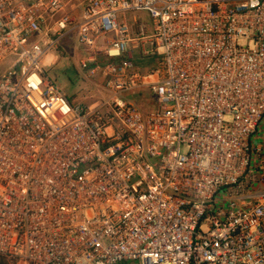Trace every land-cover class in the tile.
Here are the masks:
<instances>
[{"label":"built area","instance_id":"1","mask_svg":"<svg viewBox=\"0 0 264 264\" xmlns=\"http://www.w3.org/2000/svg\"><path fill=\"white\" fill-rule=\"evenodd\" d=\"M263 121L264 0H0V257L264 264Z\"/></svg>","mask_w":264,"mask_h":264},{"label":"rangeland","instance_id":"2","mask_svg":"<svg viewBox=\"0 0 264 264\" xmlns=\"http://www.w3.org/2000/svg\"><path fill=\"white\" fill-rule=\"evenodd\" d=\"M137 15L143 20H147L148 18L145 13H138ZM99 49L98 55L103 58L102 47H99ZM56 52L60 55V59H62L61 62L55 61L56 54H53L46 58L44 67L48 75L66 91L73 103L92 105L103 100L104 97L100 95V80L96 78H87L86 76L82 78L84 73H82V70L78 72L80 65H77L76 62L77 59H80L81 54L79 58L76 59L71 54L65 53L60 49ZM138 66L142 65L138 64ZM79 73H82V76ZM134 102L137 106L147 109L144 110L145 112L151 110L150 106L152 103L149 99L138 98L135 99ZM254 141L256 144H259V146H264V126L260 127V130H258V133L254 137ZM261 154L264 155V149ZM0 264H11V262L0 258Z\"/></svg>","mask_w":264,"mask_h":264},{"label":"crops","instance_id":"3","mask_svg":"<svg viewBox=\"0 0 264 264\" xmlns=\"http://www.w3.org/2000/svg\"><path fill=\"white\" fill-rule=\"evenodd\" d=\"M102 47V46H101ZM103 48V47H102ZM64 50H65V53H68V54H71L74 58H78L79 57V54H80V51L76 48V47H74V45L72 46V44L71 45H69V44H67V46H66V48H63ZM100 50V49H99ZM53 54H56V57H55V61H57V62H61V60L62 59H60V55L55 51V52H53V53H51L50 55H48L47 57H49V56H52ZM82 56V55H81ZM80 56V57H81ZM46 57V58H47ZM46 58H45V60H46ZM44 60V61H45ZM64 61V60H63ZM144 66H147V65H144ZM100 95H102L103 97H105L106 96V93L104 92V90L101 88V90H100ZM134 99H138V97H134ZM134 99H132V100H134ZM141 107V106H140ZM143 110H147V109H144L143 107H141ZM262 126H264V122H263V124L261 125V127ZM260 130V129H259ZM263 148H264V146H262Z\"/></svg>","mask_w":264,"mask_h":264},{"label":"trees","instance_id":"4","mask_svg":"<svg viewBox=\"0 0 264 264\" xmlns=\"http://www.w3.org/2000/svg\"><path fill=\"white\" fill-rule=\"evenodd\" d=\"M60 50H62L63 52H65V50L63 49V47H60L59 48ZM58 49V50H59ZM80 54L82 55L83 53L80 51ZM80 54H79V56H80ZM79 58V57H78ZM77 59V58H76ZM77 65H80V59L78 60L77 59ZM81 68V69H80ZM80 68L78 69V72H79V70H82V73H84V75L82 76V73H79L81 76H82V78L83 77H85V71L83 70V68H82V65H80ZM70 98V97H69ZM70 101L73 103V101L70 99ZM73 104H75V103H73ZM75 105H77V104H75ZM1 259H4V260H6L5 258H3V257H0Z\"/></svg>","mask_w":264,"mask_h":264}]
</instances>
